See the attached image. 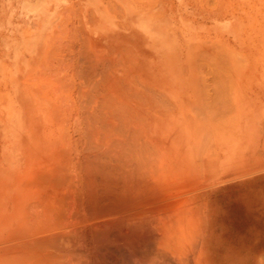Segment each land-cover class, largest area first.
Segmentation results:
<instances>
[{
    "label": "bare ground",
    "instance_id": "obj_1",
    "mask_svg": "<svg viewBox=\"0 0 264 264\" xmlns=\"http://www.w3.org/2000/svg\"><path fill=\"white\" fill-rule=\"evenodd\" d=\"M254 1L220 36L141 17L151 33L125 49L123 3L106 2L36 64L0 65V264H239L237 186L264 133Z\"/></svg>",
    "mask_w": 264,
    "mask_h": 264
},
{
    "label": "rangeland",
    "instance_id": "obj_2",
    "mask_svg": "<svg viewBox=\"0 0 264 264\" xmlns=\"http://www.w3.org/2000/svg\"><path fill=\"white\" fill-rule=\"evenodd\" d=\"M110 1L116 4L123 3L122 9L120 7L121 10L119 9L118 12L123 14L120 16L125 19V29H123V37L117 38L116 45L119 48L124 46L122 49H125V33L133 32L134 34L136 32L141 35L151 33L147 32L146 20H142L141 17L145 18L150 14L157 17L156 14L165 9L169 13L172 12L174 19L186 16L194 23L203 24L207 30L214 28L210 32L220 36L218 30L230 31L233 21L239 23L233 15L235 12L232 13L231 9L241 0H0V65L4 63L10 67L18 63L21 65L36 64L33 60L37 57L41 59L43 53L54 45L55 39H61L64 30L76 24L78 19L75 18L76 16L79 17L86 10L90 13V9L104 8V4ZM228 2L229 5H227ZM245 2L248 3L249 0ZM254 2L264 4V0ZM78 8H80V14L77 13ZM201 15L205 16L204 20ZM134 19L139 22H135ZM129 20H131L130 23ZM119 31H122V28L114 27L113 32ZM64 40L65 38L58 46H61ZM260 129H264V126ZM257 140L260 150H257V155L252 158V165L255 167L249 169L248 172H241L240 175H243L239 178L236 192L239 204L237 207L239 208L237 209L239 264H262L264 258V133L259 134ZM246 163L242 164V170L250 166H243ZM252 193L255 196L250 198ZM228 196L229 190L213 196L218 210L223 202L225 204L222 205L223 208L227 209ZM220 217L219 215L218 222L221 225L223 220ZM240 227L243 228L241 231H239ZM220 229L223 230L221 227Z\"/></svg>",
    "mask_w": 264,
    "mask_h": 264
}]
</instances>
